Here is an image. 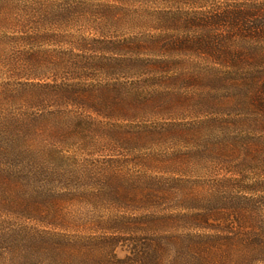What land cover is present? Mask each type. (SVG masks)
I'll return each mask as SVG.
<instances>
[{
	"label": "trees",
	"instance_id": "1",
	"mask_svg": "<svg viewBox=\"0 0 264 264\" xmlns=\"http://www.w3.org/2000/svg\"><path fill=\"white\" fill-rule=\"evenodd\" d=\"M130 1L0 0L21 11L11 17L21 49L6 52L21 63V82L0 89V102L20 100L21 112L0 114V156L21 159V207L52 227L25 230L16 251L23 262L36 252V264H264V176L227 169L203 193L187 189L195 179L143 174L129 187L105 171L93 195L125 209L101 228L68 224L66 195L34 189L39 177L48 185L61 176L57 162L76 150L111 143L197 138L214 158L264 166V0H187L152 9L149 32L118 34ZM194 57L210 71L194 72ZM205 80L222 91L204 90ZM190 109L198 119L176 117ZM173 198L195 205L159 208ZM118 238H138L124 258Z\"/></svg>",
	"mask_w": 264,
	"mask_h": 264
},
{
	"label": "rangeland",
	"instance_id": "2",
	"mask_svg": "<svg viewBox=\"0 0 264 264\" xmlns=\"http://www.w3.org/2000/svg\"><path fill=\"white\" fill-rule=\"evenodd\" d=\"M100 1L106 2V0ZM197 1H210L217 4L220 1L225 2L227 0H195L193 2ZM11 2H17L18 5L20 0H11ZM184 2H187V0H131L127 6V14L123 15L125 11L120 13L121 24L114 30L118 34L149 32L150 27L144 20H146V15H149L152 9L177 8L185 5L186 3ZM8 4V2H0V89L6 85L9 86L10 83L21 82V63L16 59H11L6 54L10 48L21 49V29L16 28V20L11 19V17L15 18V14L21 13V11H16L12 15L13 12L9 13L10 11L7 10ZM12 6L15 7V3ZM191 62L194 65V72L210 71L212 68L210 62L206 60L195 58ZM219 85L217 81L210 82L205 80L203 83L205 87L203 88L204 90L207 89V91L210 90L213 94H217L222 91L220 89L223 87ZM20 103V100L15 103H6L5 100L2 103L0 102V114L2 115L7 110L10 114L20 113ZM8 104L11 105L10 108ZM196 112L192 109L189 111L185 110L176 117L194 121L198 119V113ZM201 143H203V139L200 141L197 138L185 140L165 139L144 145L111 143L102 145L99 148L94 146L90 150L89 148L76 150V154L79 155L76 159L65 160L61 164L57 162V166L62 164L64 166L65 171L60 173L62 174L61 176L49 180L48 185L43 182L46 180L39 177L40 181L36 180L34 182V189L39 190L42 185L47 194V191H56L59 195L62 193L66 195L60 199H64V203L61 204L62 213L69 220V222L67 221L68 224H88L101 228L103 222L113 218L120 209H125L124 207L116 208L111 206L110 201H105L103 196L93 195L96 192H98L97 194L101 192V188L105 183V178L103 177L105 171H107L108 175H115L118 182L129 187H133L136 179H139L138 177L143 174L146 176L175 175L180 178L195 179L194 185L186 183L187 189L196 186L197 188H194V190L203 193L209 191L213 180L224 176L227 173L225 172L227 169L230 171L235 169L239 176L245 180H255L264 176V166L254 163H243L238 166L237 163L241 159L240 157L238 159V157L230 158L226 155H220V157L214 158L212 154L203 149ZM172 153L173 155H171ZM167 156H169L170 161H175L176 165L178 164L179 167L177 169L163 167L161 162L155 161L156 158L164 160ZM21 164V159H7L0 156V264H36L35 260L32 259L36 256V252H31V259L26 258L27 262L25 260L23 262L21 260V251H16L20 244L21 249L25 246L22 243L23 232L25 230L30 232L33 228H52L45 223L46 219L43 221L37 215L34 217L21 207V195L23 191L26 192L25 178H21ZM49 165L52 164L49 163ZM169 171L172 173L169 174ZM173 172L176 173L174 174ZM74 175L78 178L65 180ZM187 189L185 192H189ZM13 191H15V194ZM179 204H183V206L195 205L194 202H181L173 198L172 200H167L159 208H176ZM196 205H199V203ZM58 231H61V229ZM134 239L138 238H118L113 244L116 256L124 258L128 255L132 246L131 242ZM74 258L79 257L75 255ZM77 262L78 260L75 259L71 264H78ZM90 264L96 263L91 261Z\"/></svg>",
	"mask_w": 264,
	"mask_h": 264
}]
</instances>
